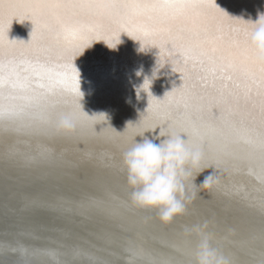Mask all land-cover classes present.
Here are the masks:
<instances>
[{
  "label": "snow or ice",
  "instance_id": "6c2138e0",
  "mask_svg": "<svg viewBox=\"0 0 264 264\" xmlns=\"http://www.w3.org/2000/svg\"><path fill=\"white\" fill-rule=\"evenodd\" d=\"M26 20L33 24L30 40L10 39L13 21ZM254 28L215 0H0V130L70 137L73 133L59 130L58 121L72 115L78 120L76 132L88 124L96 135L123 140L116 146L123 154L138 135L159 128L184 134L204 149L206 163L221 171L239 157L219 149L217 138L226 144L239 138L259 160L264 185V62L251 44ZM122 33L141 42V50L158 48L159 66L171 64L182 84L159 99L146 80V113L117 132L106 114H85L75 60L94 41L115 48ZM260 208L258 235L236 239L218 233L210 222L200 227L227 264H264V201ZM196 243L179 239L165 264H191Z\"/></svg>",
  "mask_w": 264,
  "mask_h": 264
},
{
  "label": "bare ground",
  "instance_id": "6f19581e",
  "mask_svg": "<svg viewBox=\"0 0 264 264\" xmlns=\"http://www.w3.org/2000/svg\"><path fill=\"white\" fill-rule=\"evenodd\" d=\"M215 2L230 16L245 21L255 22L259 15L264 14V0ZM32 30L33 24L29 20L23 23L13 21L9 38L28 41ZM120 40L121 43L114 49L102 40L94 41L91 47L76 58L75 65L80 72L83 110L90 116L106 114L111 126L123 132L128 122L137 123L141 119L140 114L146 113L149 97L142 89L146 80L151 81L150 91L159 99H163L174 87L181 86L182 80L180 74L173 71L171 64L159 66L158 48L141 50V42L130 38L126 33L121 34ZM100 128L101 125H97V131ZM158 132L159 128L155 133L147 132L145 135L153 138ZM183 138L187 139L186 136ZM136 139L141 141L143 138L137 136ZM123 143V140H112L104 134L96 135L88 124H84L70 137L52 131L0 130V174L19 177V172L89 170L101 178L114 180L115 184H112L116 190H113L115 195L110 196V203H121L122 200L129 209L131 190L123 166V154L118 153L116 149L117 145ZM130 146L131 144H128L126 150ZM217 147L222 151L235 153L239 159L233 160L224 171H221L220 167L217 168L218 183L210 193H201L189 205L186 215L176 219L171 225H164L156 217L155 211L132 212L135 215H127L113 208L110 211H102L100 203H95L98 208L88 207L82 213L83 217L90 219L104 216L116 224L117 233L106 234L101 243L86 241L85 247H96L94 245L99 244L101 246L79 249L75 254L81 255L85 252L94 256L92 258L95 262H89L90 264H98L96 261L99 256L108 257L114 264L115 261L123 264H131V261L135 264H165L173 254L179 239L197 242L196 233L190 230L200 228L205 222H210L218 233L236 239L245 238L249 234L258 235L261 227L260 206L264 201V185L259 179L260 162L249 155L247 145L239 138H234V142L228 144L217 138ZM213 171L214 169L205 170L197 177L196 183H202ZM99 182H102V179ZM96 199L91 198L98 202ZM63 211L67 214L74 213L68 208ZM217 218L224 222L225 229L218 223ZM158 222L168 228L166 232L159 227ZM0 252L8 251L1 248ZM23 252L18 255L31 256L28 250ZM57 252L65 255L61 251ZM55 255L53 259H60L59 264H63L64 258L57 253ZM255 258L258 259V255ZM242 259L251 261L253 257L245 256Z\"/></svg>",
  "mask_w": 264,
  "mask_h": 264
},
{
  "label": "water",
  "instance_id": "95a60500",
  "mask_svg": "<svg viewBox=\"0 0 264 264\" xmlns=\"http://www.w3.org/2000/svg\"><path fill=\"white\" fill-rule=\"evenodd\" d=\"M82 170L19 172V177L0 174V249L8 251L0 252V264H59L60 259H53L55 253L67 262L63 264L95 262L94 256L85 252L76 255V250L100 247L101 244L84 245L86 241L101 243L106 234L117 233L116 224L104 216L86 219L82 213L91 206L98 208L95 203H100L102 211L113 208L127 215L135 214L122 200L110 203L116 190L114 180ZM93 197L98 202L91 200ZM67 208L74 213H65L63 210ZM217 219L225 229L224 222ZM159 225L166 232L168 228ZM24 250L31 256L18 255ZM99 257L98 264H114L108 257ZM115 264L123 263L115 261Z\"/></svg>",
  "mask_w": 264,
  "mask_h": 264
},
{
  "label": "clouds",
  "instance_id": "9594fccd",
  "mask_svg": "<svg viewBox=\"0 0 264 264\" xmlns=\"http://www.w3.org/2000/svg\"><path fill=\"white\" fill-rule=\"evenodd\" d=\"M262 16L264 14L259 15L255 22L251 21L255 24L251 33V44L260 61L264 62ZM85 114L88 115L87 112ZM94 115L97 114L88 116ZM129 124L135 123L128 122L125 130ZM77 125L78 120L72 115L61 116L58 121V128L63 132L75 133ZM147 132L156 131H146L138 135L143 139H135L122 155L127 184L131 190L129 202L135 207L155 211L160 223L168 225L186 214L189 205L201 193H210L213 190L218 183L217 170L206 163L204 149L199 145L190 144L183 138L184 134L159 130L158 134L149 138L145 135ZM207 169L214 171L206 176L202 183L197 184V177ZM190 232H195L198 237L192 250L191 264H227L226 258L212 246L209 234L201 228L192 229Z\"/></svg>",
  "mask_w": 264,
  "mask_h": 264
}]
</instances>
